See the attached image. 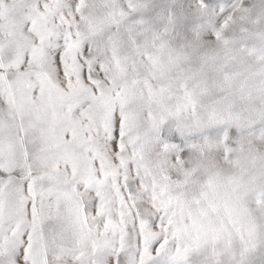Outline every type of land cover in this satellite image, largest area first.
Returning a JSON list of instances; mask_svg holds the SVG:
<instances>
[{"label": "snow or ice", "instance_id": "snow-or-ice-1", "mask_svg": "<svg viewBox=\"0 0 264 264\" xmlns=\"http://www.w3.org/2000/svg\"><path fill=\"white\" fill-rule=\"evenodd\" d=\"M0 264H264V0H0Z\"/></svg>", "mask_w": 264, "mask_h": 264}]
</instances>
